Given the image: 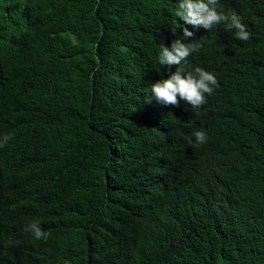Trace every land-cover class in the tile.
Wrapping results in <instances>:
<instances>
[{
	"label": "trees",
	"instance_id": "1",
	"mask_svg": "<svg viewBox=\"0 0 264 264\" xmlns=\"http://www.w3.org/2000/svg\"><path fill=\"white\" fill-rule=\"evenodd\" d=\"M175 4L0 0V264H264V0H220L248 41ZM182 27L198 109L146 102Z\"/></svg>",
	"mask_w": 264,
	"mask_h": 264
},
{
	"label": "clouds",
	"instance_id": "2",
	"mask_svg": "<svg viewBox=\"0 0 264 264\" xmlns=\"http://www.w3.org/2000/svg\"><path fill=\"white\" fill-rule=\"evenodd\" d=\"M174 16L193 28H203L210 32L223 25L224 30L232 32L236 40L248 41L250 38L241 17L235 12L224 11L220 0H176ZM182 34L184 39H175L170 49L161 44L156 63L159 67L176 65L177 69L167 78H161L149 85L146 102H151L154 98L157 103L175 106L183 100L192 109H198L206 103V97L212 95L218 86L216 76L202 67L197 66L188 71L179 67L186 64L188 57L202 47L199 40L188 42V38L193 36L188 27H182ZM192 135L198 144H204L208 139L206 133L201 130L194 131ZM12 139V133L0 135V147L7 145ZM24 231L30 233L35 240H43L47 236L39 219L28 222Z\"/></svg>",
	"mask_w": 264,
	"mask_h": 264
}]
</instances>
